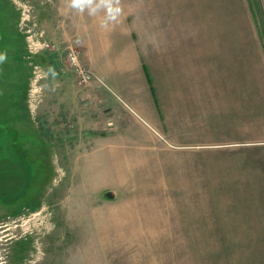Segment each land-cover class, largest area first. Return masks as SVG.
<instances>
[{
	"label": "rangeland",
	"instance_id": "rangeland-1",
	"mask_svg": "<svg viewBox=\"0 0 264 264\" xmlns=\"http://www.w3.org/2000/svg\"><path fill=\"white\" fill-rule=\"evenodd\" d=\"M249 6L264 41V0ZM97 17L104 30L103 14L76 13L66 0H0V264H264V230L246 216L256 208L246 197L259 193L115 186L110 148L95 141L94 124L79 123L96 80L80 85L66 63L74 47L97 75L79 44ZM35 40L56 50H36Z\"/></svg>",
	"mask_w": 264,
	"mask_h": 264
},
{
	"label": "crops",
	"instance_id": "crops-1",
	"mask_svg": "<svg viewBox=\"0 0 264 264\" xmlns=\"http://www.w3.org/2000/svg\"><path fill=\"white\" fill-rule=\"evenodd\" d=\"M125 4L116 24L100 30L97 17L79 37L106 82L92 84L94 107L82 95L79 123L94 124L95 141L110 148L115 186L259 193L246 197L256 207L246 216L264 230V41L249 0Z\"/></svg>",
	"mask_w": 264,
	"mask_h": 264
},
{
	"label": "clouds",
	"instance_id": "clouds-1",
	"mask_svg": "<svg viewBox=\"0 0 264 264\" xmlns=\"http://www.w3.org/2000/svg\"><path fill=\"white\" fill-rule=\"evenodd\" d=\"M67 7L76 13H87L90 16L103 14L101 27L108 29L119 21L122 13L121 0H66ZM6 59L0 54V62Z\"/></svg>",
	"mask_w": 264,
	"mask_h": 264
},
{
	"label": "built area",
	"instance_id": "built-area-1",
	"mask_svg": "<svg viewBox=\"0 0 264 264\" xmlns=\"http://www.w3.org/2000/svg\"><path fill=\"white\" fill-rule=\"evenodd\" d=\"M35 49L48 48L50 50H56L55 43L44 40L33 41ZM66 63L70 67L77 78V82L80 85H86L91 83L93 80H99V77L84 63L81 52L79 49L70 47L66 52Z\"/></svg>",
	"mask_w": 264,
	"mask_h": 264
}]
</instances>
